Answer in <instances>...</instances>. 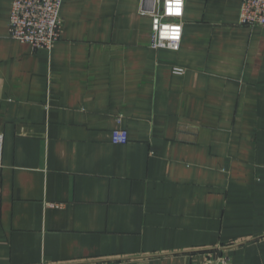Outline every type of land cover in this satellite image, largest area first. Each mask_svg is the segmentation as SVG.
I'll list each match as a JSON object with an SVG mask.
<instances>
[{
    "label": "crops",
    "instance_id": "obj_1",
    "mask_svg": "<svg viewBox=\"0 0 264 264\" xmlns=\"http://www.w3.org/2000/svg\"><path fill=\"white\" fill-rule=\"evenodd\" d=\"M240 4L184 0L174 50L149 0H62L47 50L0 0V264H264V29Z\"/></svg>",
    "mask_w": 264,
    "mask_h": 264
},
{
    "label": "built area",
    "instance_id": "obj_2",
    "mask_svg": "<svg viewBox=\"0 0 264 264\" xmlns=\"http://www.w3.org/2000/svg\"><path fill=\"white\" fill-rule=\"evenodd\" d=\"M150 9L140 10L141 15L151 19L150 47L177 50L182 36V16L184 0H149ZM177 3L180 4L177 10ZM62 0H11L8 19V36L11 39L30 45L33 49L50 50L59 39L62 17ZM238 23L248 27L264 29V0H241ZM182 73L180 67L173 68ZM111 140L124 144L127 133L124 129H114ZM3 141L0 134V145ZM220 251V250H219ZM198 264H232L230 257L221 250L212 252Z\"/></svg>",
    "mask_w": 264,
    "mask_h": 264
},
{
    "label": "clouds",
    "instance_id": "obj_3",
    "mask_svg": "<svg viewBox=\"0 0 264 264\" xmlns=\"http://www.w3.org/2000/svg\"><path fill=\"white\" fill-rule=\"evenodd\" d=\"M176 7H177V10H179V8H180V4L177 3Z\"/></svg>",
    "mask_w": 264,
    "mask_h": 264
}]
</instances>
